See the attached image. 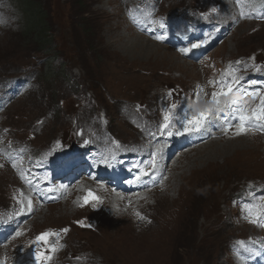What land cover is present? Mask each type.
<instances>
[{
	"label": "rangeland",
	"instance_id": "1",
	"mask_svg": "<svg viewBox=\"0 0 264 264\" xmlns=\"http://www.w3.org/2000/svg\"><path fill=\"white\" fill-rule=\"evenodd\" d=\"M159 1L172 14L184 7L192 6L199 10L197 5L202 11L208 9L213 14L219 11L227 14L220 13L221 18L217 19L219 28L225 29L228 36L216 51L218 61L221 57L223 59L215 82L209 79L211 73L206 71L205 59L195 62L180 57L164 44H135L131 37L141 34L151 38L126 23L119 0H56V5L49 0L47 20L49 27L53 25L56 52L66 70L63 73L58 62L53 64L56 66V78L50 82L47 75L41 74V58L45 55L41 50L42 44L35 40L39 33L34 29L33 36H26L29 31L27 17L20 22L18 9L11 8L15 17L12 29H0V80L28 70H31V79L15 87L21 100L2 117L3 124L12 128L16 140L30 145L31 155L45 157L51 149L63 143L66 132L69 131L70 136L71 130L75 136L83 132L76 121L85 122L91 129L86 136L92 134L98 139L92 140L91 148L100 152L102 159L124 170V164L117 158L121 151L104 144L106 134L100 121L101 113H104L106 125L121 147L129 154L146 155L144 161L150 163L152 157L147 158V155L153 151H146L151 148V138L160 133L159 128L155 132L149 131L152 122L156 123L160 114L164 115L166 111L174 114L187 107L189 104L184 101L187 95L199 99L196 92L203 88L201 96L208 103L206 109L214 108L218 112L212 93L224 90L219 82L226 79L229 84L233 81L241 91L238 111L243 109L247 112L260 106L261 98H264V7L259 5V1ZM1 12L2 9L0 15ZM84 17L88 23L86 28H90L88 33L92 36H86L81 27ZM182 34L178 33V36L182 37ZM143 37H139L142 42H148ZM176 39L177 42L181 40L179 37ZM177 42L176 45L188 49L187 52L194 49L193 41L184 39L181 44ZM176 58L181 59L177 61ZM73 83L80 87L82 94L72 92L69 87ZM173 84L176 86L170 94L166 90ZM224 101L227 102L221 99ZM130 112L139 117L146 116L137 125V130L130 123L133 119ZM145 123L150 126L142 132ZM248 123H253L255 129L241 135H236L234 129L226 135L206 139L194 147L175 152L173 159L178 163L171 172H178L175 191L166 192V189L159 188L150 194L151 200L148 196L139 203L127 199V211L117 212L110 202L100 198L122 197L111 187L104 192L97 186L93 196L98 200L85 203L82 194L88 179L83 177L76 183L75 192L74 187H70L56 205H48V209L39 212L32 205L38 195L10 174L12 171L8 166L0 168V203L8 201L9 183L16 185L12 191L21 184L28 209L26 215L16 216L10 224L14 232L6 244H0V262L85 264L82 256L88 257L92 250L97 264L230 263L228 243L232 239H264V230L248 221L241 211V200L260 196L259 185L264 180V121ZM199 149L200 154L197 155ZM28 161L26 159L24 163L26 167ZM76 165L78 171H82L79 162ZM168 175L165 168L163 182L168 183ZM197 184H202L200 189L195 188ZM254 186H257V191ZM137 213L144 219H140ZM239 214L244 217L232 220V216ZM79 216L95 226H87L86 229L76 227L70 218ZM45 227L56 232L62 227L72 231L69 239L64 236L56 239L67 244L56 255L50 248L53 235L48 237L47 243L36 242V237ZM38 253L48 259H38ZM88 264L94 262L89 261Z\"/></svg>",
	"mask_w": 264,
	"mask_h": 264
},
{
	"label": "bare ground",
	"instance_id": "2",
	"mask_svg": "<svg viewBox=\"0 0 264 264\" xmlns=\"http://www.w3.org/2000/svg\"><path fill=\"white\" fill-rule=\"evenodd\" d=\"M134 27L137 30H139L140 32L145 33L148 37L151 38V39H148L146 36L143 37L141 34H139V37H141V38L143 37V39L148 41V42H142V40L139 37H136V38L131 37V40H133V42L135 44H137V45L146 44V43H152L154 45L164 44V45H167V46L171 47L172 49H174L180 55V57L182 56L184 58H189L190 60L197 62V60L195 58L196 48H194L191 52H187V51H181L182 48L179 47L178 45H176V42H177L176 37H179V38H181V37L178 36V33H176L174 29H173V32L169 33L166 36L160 35L163 37V39L158 40V39H156V37H153L151 34L144 32L141 29V27L136 26V25ZM182 32L185 33L184 30ZM185 44H186V42H185ZM176 59L178 61L181 58H176ZM175 86H176L175 84L169 86L168 90H166V91H169L170 94H173V90H174ZM186 98H187V100H189V102H188L189 105L187 107H184V109L178 110L174 114L172 112L166 111V112H164V115L160 114L159 120L156 123L152 122V124L149 128V131L155 132L157 130V128H159L160 133L158 135H154L150 140V146H151L150 151H153V153H149L148 158L155 156L157 149L160 147V141L162 139L168 138L171 135L175 136L176 138L177 137L180 138V142L178 144L168 143L169 148L172 150V152L175 153L179 150L194 147L195 145L201 143L202 141H204L206 139L223 136V135L228 134L230 131H232V130H228V129L220 127L219 121H216L215 123H208L209 121H207L199 131H192V132L185 131L186 122L188 120H191V118L194 115H197L200 111L204 110V103L202 102L201 98L198 99L195 96H191V95H187ZM192 99H194V100H192ZM165 114H167L169 117L168 122H172V123L170 125H168V127L165 128L163 131L160 127H163V125L165 124V119H164ZM100 119L101 120L106 119L104 113L100 114ZM71 122H73V121L71 120ZM76 123L80 124V127L83 128V132L78 133V135L75 136V139H74L75 143H72V142L70 143L65 139L63 140L62 144H69V145L75 144V145H77L76 148L67 156V159H70V158L73 159L80 152H82L86 149H90L91 145H92V140H98L92 134L90 136H86V134H88V133L90 134V132H91L90 125H86L85 122H77L76 121ZM106 123H107V120H106ZM71 124L74 125V123H71ZM144 131H145V127L142 129V132H144ZM71 132H73V130H71ZM68 133H69V131L66 132V136ZM169 133H171V134H169ZM112 135H113V133H112ZM106 139H108V138H106ZM162 155L167 156L166 151H163ZM26 159L29 160L27 162V164L31 163L32 161H35L36 162L35 168L41 167L42 170L46 171L47 169H46L45 165L48 161H51L54 159V155L48 153V155H46L45 157L44 156H33L29 153V150H27V152L24 155L14 156V157H12V159L9 160V164L7 166L11 169V171L15 168H21L22 171L27 170L26 174H23L21 176L16 175V177L20 180V183L29 187L33 192H35L38 195L37 189L34 186L32 187V184H33L32 170H28V167H26L24 165ZM58 159H59V157L56 155V160H58ZM13 163H15V165H13ZM40 163H44V164L40 166L39 165ZM165 168L166 167L164 164L162 165L159 163H152V162L148 163L146 161L144 166L141 167L140 169L136 170L134 173H132V175H130V177H127V176L126 177H120V179L122 180V182H126L128 179H133L134 177H135V179H136V177H142V175H144L146 173V174H151L153 176L158 177L163 182V176H164ZM154 169H158L160 171V173H157L156 171H154ZM38 172H41V171L39 170ZM101 172L104 173V171H101ZM232 172L233 171H231V173ZM74 177L75 176L72 174L67 176V182L64 184V188L61 189L59 191V193L57 194L56 201L60 200L62 198V196L64 195V193L66 192V190L67 189L69 190V188L73 186L72 180ZM177 178H178V172L177 173H175V172L169 173L168 184H169V188H171V186H172V189H169L167 187V189L165 190L166 192L167 191H170V192L175 191ZM227 178H230V177H227ZM201 185L202 184H197L195 186V188L200 189ZM136 186H142V184L137 183ZM110 187L115 190L114 192H116V191L120 192V194H119L120 196H124L123 191L119 189V185L113 184ZM254 188L257 191V186H254ZM202 190H203V188H202ZM108 193L113 195V192L108 191ZM114 196H116V195H114ZM240 203H241V211L244 212L247 220L250 222L252 220H257V222L254 224L264 230V215H260V216L256 215V213L260 211V206H264V196L260 195L258 197H253V196L245 197L243 200H241ZM249 210H251V214H250ZM24 215H26V214H24ZM15 218H16V216L10 217L4 226L3 230L5 232V235H7L8 238L14 232V228L12 226H10V224L14 221ZM251 223H253V222H251ZM241 242L247 243L249 245L262 244L264 246V239L245 240V241H241ZM66 245L67 244L65 242L59 240V241H56L53 246H52V244H50V248L52 250V253L56 255L58 252L63 250V248ZM85 257L86 256L83 255L82 259ZM93 262H94V264H97V263H95V260ZM2 264H9V263L4 262Z\"/></svg>",
	"mask_w": 264,
	"mask_h": 264
},
{
	"label": "trees",
	"instance_id": "3",
	"mask_svg": "<svg viewBox=\"0 0 264 264\" xmlns=\"http://www.w3.org/2000/svg\"><path fill=\"white\" fill-rule=\"evenodd\" d=\"M20 1V12L23 15V18L25 19L27 17V24L29 27V31L26 33V36L33 35L32 30H36L39 33L38 39L40 40L41 49L44 50V55L46 56L44 61L47 63L46 69L48 73V80L50 82L53 81L54 78H56V72L53 70V62L56 60V62L60 65V71L63 73H66L65 68L62 66L61 63V57L56 52V43L53 36V25L49 27V23L47 20V3L49 0H19ZM76 7V6H75ZM88 13H85L87 15ZM83 23L81 24V27L86 34V36H89L92 34H89L88 31L90 28H86L88 25L87 18L84 17L82 19ZM37 38V37H36ZM92 49V48H91ZM95 51L94 49H92ZM92 52V51H91ZM72 92H78L82 94V91L80 87L75 83L71 87H69Z\"/></svg>",
	"mask_w": 264,
	"mask_h": 264
},
{
	"label": "snow or ice",
	"instance_id": "4",
	"mask_svg": "<svg viewBox=\"0 0 264 264\" xmlns=\"http://www.w3.org/2000/svg\"><path fill=\"white\" fill-rule=\"evenodd\" d=\"M212 11L215 12L216 9L213 8ZM205 18H207V17L205 16ZM161 27H163V24H161ZM156 39H158V40L163 39V37L157 36ZM192 47L198 48V47H200V44H193ZM181 51H188V49H182ZM227 88H228V92H230L232 90V84L227 85ZM227 94L228 93L224 92L223 90L219 93H216V92L212 93V98L215 101V104L218 106L220 103L219 97L226 96ZM253 95H255V94H253ZM233 103H236V102H233ZM173 107H175V105H173ZM211 112H212V109L209 108V109H205V110L200 111L197 115H194L191 118V120H188L186 122L185 131H187V132L199 131L204 126V124L208 121V119L211 115ZM164 119H165V124L163 125V127L167 128L168 127V120H169V117L167 114H165ZM252 120L264 121V98H261L260 106L257 108L249 109L247 112H245L243 109L239 110V121H240V123L236 128V135H241V134L247 133L248 128L245 125ZM169 134H171V133H169ZM90 199L91 200H98V197L93 196L92 193L89 192L88 196L84 197V202L88 203ZM29 206H30V202H29ZM93 207H95V205H93ZM249 211L251 214V210H249ZM256 215L257 216L264 215V206H260V211L257 212ZM137 216L140 219H144V217L140 216L139 213H137ZM251 222L256 223L257 220H252ZM77 223H80L83 226L82 221H77ZM61 231L67 232L68 229H62ZM17 235H20V233H17ZM51 235H58V233H53L51 231H46L44 233H41L40 235H38L36 237V242L43 241V242L47 243V239ZM37 255H38V259H43V260L48 259V257H46V256L40 257L39 253ZM0 264H2V262H0Z\"/></svg>",
	"mask_w": 264,
	"mask_h": 264
}]
</instances>
